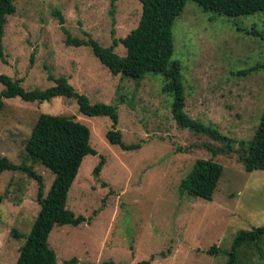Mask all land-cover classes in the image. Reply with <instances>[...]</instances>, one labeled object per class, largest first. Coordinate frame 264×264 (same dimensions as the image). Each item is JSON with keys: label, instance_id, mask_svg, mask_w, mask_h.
Returning <instances> with one entry per match:
<instances>
[{"label": "rangeland", "instance_id": "obj_1", "mask_svg": "<svg viewBox=\"0 0 264 264\" xmlns=\"http://www.w3.org/2000/svg\"><path fill=\"white\" fill-rule=\"evenodd\" d=\"M14 5L2 38L0 74L21 80L26 91L52 87L48 75L65 77L90 104L115 105L122 141L140 146L124 151L110 144L105 137L112 130L110 119L80 114L74 99L58 97L41 104L17 97L3 100L0 156L32 168L41 178L43 195L53 171L29 159L24 149L38 116H64L89 129V144L97 154L83 158L66 202L67 209L86 221L52 229L48 244L57 262L225 264L240 231L264 226V171L246 172L235 153L213 157L205 145L217 149L221 143L177 128L173 98L162 91L161 75L147 74L140 82L113 76L89 47L65 43L63 28L72 38L86 40L89 35L110 47L111 30L121 39L136 28L140 3L118 0L113 12L109 0H16ZM54 10L60 12L62 26ZM172 35L171 59L182 67L186 114L236 142L251 139L264 109V69L252 70L264 61V14L230 18L204 13L187 2ZM113 52L125 55L121 45ZM100 156L104 165L94 177ZM199 159L223 168L211 201L178 192ZM38 186L21 169L0 173V264H15L18 258L40 209ZM212 246L218 253H207ZM261 247L264 254V238ZM238 264L264 260L251 246L239 252Z\"/></svg>", "mask_w": 264, "mask_h": 264}, {"label": "trees", "instance_id": "obj_2", "mask_svg": "<svg viewBox=\"0 0 264 264\" xmlns=\"http://www.w3.org/2000/svg\"><path fill=\"white\" fill-rule=\"evenodd\" d=\"M16 0H0V59L3 60L2 38L6 19L15 12ZM118 0H109L113 12ZM141 5V15L136 28L124 38L115 39L111 30L112 43L108 48L102 47L97 41L87 35L86 40L72 38L63 28L68 46H86L91 49L93 56L113 76L120 75L124 79L140 82L145 75H161L164 79L162 91L172 96L171 115L177 128L186 129L196 135L204 136L213 142L221 143L223 147L214 149L205 145L213 157L224 153L237 154L238 162L248 173L264 171V109L254 136L249 140L235 141L222 134L217 128L191 118L185 112L186 94L183 85L182 67L178 60H172L174 42L172 26L181 15L187 2L195 3L204 13L211 12L219 16L239 17L252 15L257 12L264 14V0H136ZM62 26L64 20L58 10L53 11ZM250 34L256 35V32ZM121 45L125 50L124 56L113 52ZM4 61V60H3ZM264 69V61L256 64L252 70ZM251 70V71H252ZM54 85L45 90L26 91L21 87V80L0 74V113L4 99L19 98L24 102L39 104L50 102L54 98L64 97L74 99L80 114L88 117H108L112 123V130L105 135L112 145L119 146L124 151L136 150L138 144L127 145L122 141V134L116 130L118 122L117 107L103 103L90 104L87 97L75 91L63 76L54 78L48 75ZM123 97L118 102L122 103ZM90 132L87 127L71 118L40 114L25 143L26 156L33 162H40L53 171L54 179L46 195L42 192L41 178L35 175L30 167L13 164L6 157L0 156V173L3 171H25L38 182L37 201L40 209L19 248V255L15 264H59L55 252L49 247L48 237L55 226H78L86 220L83 216L67 209V194L78 173L85 156H95L97 153L89 144ZM238 148H234V144ZM104 165V158L100 156L98 165L93 170L94 177H98ZM223 168L212 160H197L187 175L180 181L178 192L182 196L200 198L211 201L214 191L222 175ZM1 205V198H0ZM15 238L20 235L11 232ZM264 238V226L250 231H240L232 242L230 250L226 252L225 264H238L239 252L245 247H253L260 260H264L261 247ZM218 248L211 247L208 254L218 253ZM76 259L64 261L62 264H76ZM139 264H147L141 262Z\"/></svg>", "mask_w": 264, "mask_h": 264}]
</instances>
